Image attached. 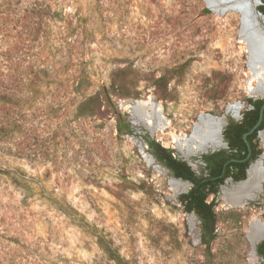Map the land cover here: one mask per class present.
Returning <instances> with one entry per match:
<instances>
[{"label": "rangeland", "instance_id": "1", "mask_svg": "<svg viewBox=\"0 0 264 264\" xmlns=\"http://www.w3.org/2000/svg\"><path fill=\"white\" fill-rule=\"evenodd\" d=\"M257 85L241 14L206 0H0V264H261L264 171L242 207L234 184L208 196V250L146 143L200 174L198 117H237Z\"/></svg>", "mask_w": 264, "mask_h": 264}, {"label": "trees", "instance_id": "2", "mask_svg": "<svg viewBox=\"0 0 264 264\" xmlns=\"http://www.w3.org/2000/svg\"><path fill=\"white\" fill-rule=\"evenodd\" d=\"M261 1L262 6L259 9L264 13V0ZM206 12L208 13L207 10ZM248 101L253 105V109L246 112V120L236 124L241 133L248 132L256 124L260 107L264 103V100L261 99L255 101L249 99ZM263 127L262 121L258 130L263 129ZM119 130L130 132L129 124L123 123L120 125ZM146 143L156 160L168 169L174 178L191 184L188 192L179 197V202L186 213H194L198 217L200 222V241L209 250L215 238L216 215L213 210L214 203H209L207 198L218 193L219 186L223 183L225 177L234 171L237 165L226 167L225 173L221 175L222 165L220 163H206L200 175H196L186 162L175 158L171 150L162 147L154 140H147ZM256 253L262 260L261 264H264V243L257 245Z\"/></svg>", "mask_w": 264, "mask_h": 264}, {"label": "bare ground", "instance_id": "3", "mask_svg": "<svg viewBox=\"0 0 264 264\" xmlns=\"http://www.w3.org/2000/svg\"><path fill=\"white\" fill-rule=\"evenodd\" d=\"M236 8L241 11V36L247 43L251 70L254 73V77H258V80L260 78L258 85L250 91V95L259 96L264 89V33L255 30L254 16L249 5L241 3L238 4ZM221 125V119L216 120L207 116H200L197 124L194 126L192 138L187 140V142H196L201 149L207 146H221V142L217 137ZM187 156L186 158H189ZM187 160L194 168V164L189 159ZM149 163L152 164V161L149 160ZM262 178V169L257 167L256 164L252 165L248 171V178L246 181L238 184L230 190H223L222 194L224 200L233 207H242L245 201L253 199L255 194L261 191ZM179 184L180 182H176V185L174 184L173 186L179 188ZM249 225L248 237L254 247L257 241L264 239V223H261L258 220H253Z\"/></svg>", "mask_w": 264, "mask_h": 264}, {"label": "flooded vegetation", "instance_id": "4", "mask_svg": "<svg viewBox=\"0 0 264 264\" xmlns=\"http://www.w3.org/2000/svg\"><path fill=\"white\" fill-rule=\"evenodd\" d=\"M261 6H262V1L260 5L255 7V12L257 14V20L254 21V26L256 27L255 30H257V26L259 25L264 28V25H263L264 24V13L260 11L259 9ZM241 29H242V21H241ZM249 99L253 101L257 100V99L254 100L252 98H249ZM249 99H247L248 105H247L246 110L243 111V113H240V114L238 113L237 117H232L231 119H228V120L221 119L222 125L220 126L221 128H219V132L217 136L221 142V146H217V147L209 146L207 149L202 150L200 155L197 157V160H196L197 162H195L201 165V170L203 167L206 166V163L207 164H219L220 163L222 165L221 175L225 173L226 167L237 165L234 171H232L231 173H229V175L225 177L223 183L219 186L218 193L212 196H218L219 192L221 191V189H223L226 183L238 185L246 181L248 178L249 169L251 168L252 165L258 162L260 163L262 167V173L264 171L263 163L261 162L262 150L259 146V142L262 139L261 134L264 133V127L263 129L258 130L262 121L264 125V118H263L264 110L262 113V120L258 124L260 113H261V107L264 103L260 107L258 120L256 124L254 125L256 126L258 124V126L253 131L252 129L254 128V126L248 132L241 133L240 129L236 126V124L246 120L247 119L246 112L253 109V105L250 104L248 101ZM205 115H208V114H205ZM208 116L210 118L220 120L216 117H212L210 115ZM184 162L187 163V161H184ZM196 175H200V174H196Z\"/></svg>", "mask_w": 264, "mask_h": 264}, {"label": "water", "instance_id": "5", "mask_svg": "<svg viewBox=\"0 0 264 264\" xmlns=\"http://www.w3.org/2000/svg\"><path fill=\"white\" fill-rule=\"evenodd\" d=\"M208 8L211 11H218V12H225L227 10H235L237 12H239L241 14V11L239 9L236 8V6L238 4L241 3H245L247 5L250 6L251 8V12L254 16V21L257 20V14L255 12V7H257L258 5H260L261 1L260 0H206ZM221 6H223V8H220ZM257 30H259V32L264 33V28L261 27L260 25L257 26ZM257 70L259 71V69L257 68ZM260 80V78H259ZM258 80V81H259ZM253 99H264V89L263 92L261 93V95L259 96H252ZM259 97V98H257ZM133 110V109H132ZM264 110V104L261 107V113H260V117H259V121L258 124L260 123V121L262 120V113ZM258 124L256 126H254V128L252 129V131L258 126ZM152 162H155V159L151 158ZM188 165L190 166V168L193 170L194 168L190 165L189 161H187ZM177 181H181L180 179H176ZM254 255H256V251H255V246H254Z\"/></svg>", "mask_w": 264, "mask_h": 264}]
</instances>
